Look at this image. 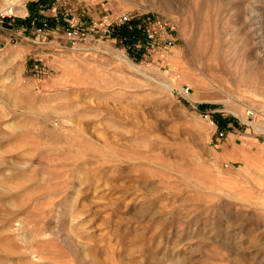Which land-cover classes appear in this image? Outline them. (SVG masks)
Returning a JSON list of instances; mask_svg holds the SVG:
<instances>
[{
  "label": "rangeland",
  "instance_id": "obj_1",
  "mask_svg": "<svg viewBox=\"0 0 264 264\" xmlns=\"http://www.w3.org/2000/svg\"><path fill=\"white\" fill-rule=\"evenodd\" d=\"M7 7L0 264H264V0Z\"/></svg>",
  "mask_w": 264,
  "mask_h": 264
},
{
  "label": "built area",
  "instance_id": "obj_2",
  "mask_svg": "<svg viewBox=\"0 0 264 264\" xmlns=\"http://www.w3.org/2000/svg\"><path fill=\"white\" fill-rule=\"evenodd\" d=\"M13 15L11 14V9L9 10V11H6V10H4V11H0V17L1 18H4V17H8V18H10V17H12ZM134 17H132V16H130V15H128V14H124V15H122L120 18H119V23H120V25H122V26H127L128 27V29L130 30V31H136V30H138V29H140V24L139 23H131L132 22V19H133ZM103 23H106L104 20H103ZM131 23V24H130ZM111 26V24H107V27H110ZM66 34H67V36L69 37V38H72V39H75V37H77V33L75 32V31H70V30H66ZM107 33H110V30H107L106 31ZM138 47H140V46H138Z\"/></svg>",
  "mask_w": 264,
  "mask_h": 264
},
{
  "label": "crops",
  "instance_id": "obj_3",
  "mask_svg": "<svg viewBox=\"0 0 264 264\" xmlns=\"http://www.w3.org/2000/svg\"><path fill=\"white\" fill-rule=\"evenodd\" d=\"M21 13H22V16H20L21 18H19L18 23H15L14 27L12 28L13 30L18 31L19 33H21L22 31H25V29H26L25 23L26 22H27V24L31 23V25H29L28 27L31 26V28H33V23H32V21H30V18H29L30 14H29L28 10L26 8H24V11L21 10ZM25 17H28L29 21H28V19L26 20ZM7 24L9 25L10 23H7ZM22 38L27 39L26 37H22Z\"/></svg>",
  "mask_w": 264,
  "mask_h": 264
},
{
  "label": "trees",
  "instance_id": "obj_4",
  "mask_svg": "<svg viewBox=\"0 0 264 264\" xmlns=\"http://www.w3.org/2000/svg\"><path fill=\"white\" fill-rule=\"evenodd\" d=\"M120 34H121V37L125 36L126 38H129L132 32L128 31V29H126V27L123 26L122 29L120 30ZM118 35H119V31L116 32L115 36L118 37Z\"/></svg>",
  "mask_w": 264,
  "mask_h": 264
},
{
  "label": "bare ground",
  "instance_id": "obj_5",
  "mask_svg": "<svg viewBox=\"0 0 264 264\" xmlns=\"http://www.w3.org/2000/svg\"><path fill=\"white\" fill-rule=\"evenodd\" d=\"M11 9V14L13 15V8L12 7H7L4 10L9 11ZM4 10H0V11H4ZM158 262V261H157Z\"/></svg>",
  "mask_w": 264,
  "mask_h": 264
}]
</instances>
